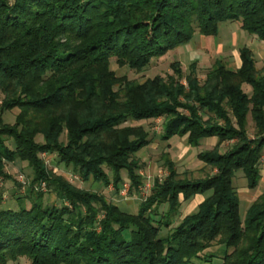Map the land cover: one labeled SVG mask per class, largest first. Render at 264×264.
I'll return each instance as SVG.
<instances>
[{
    "label": "trees",
    "instance_id": "16d2710c",
    "mask_svg": "<svg viewBox=\"0 0 264 264\" xmlns=\"http://www.w3.org/2000/svg\"><path fill=\"white\" fill-rule=\"evenodd\" d=\"M225 20L264 40V0H0V182L12 177L7 161L26 160L33 169L18 205L0 203V264L21 256L31 264H264V191L242 216L234 185L238 169L251 189L262 176L264 63L259 68L244 45L238 67L217 58L204 78L198 60L188 71L173 60V73L144 81L111 67L115 57L141 70L196 32L217 35ZM15 107V122H5ZM159 116L163 139L186 136L199 146L216 136L197 153L216 170L182 175L167 156L168 175L136 212L73 184L42 156L55 153L83 180L112 183L118 192L126 170L136 191L143 180L135 154L152 139L143 125L124 123ZM225 140L235 142L221 151ZM43 181L60 203L44 201ZM198 194L197 209L174 224L182 202Z\"/></svg>",
    "mask_w": 264,
    "mask_h": 264
},
{
    "label": "rangeland",
    "instance_id": "374dc122",
    "mask_svg": "<svg viewBox=\"0 0 264 264\" xmlns=\"http://www.w3.org/2000/svg\"><path fill=\"white\" fill-rule=\"evenodd\" d=\"M244 45H248L253 49L256 64L260 68L264 63V40L260 39L256 34L243 29L239 21L233 20L221 21L219 23V32L217 35H204L200 32H196L188 43L182 44L173 50H169L164 55L154 57L151 62L141 70H137L128 65L120 66L117 64L115 57L111 58V67L118 75L125 74L129 78L144 81L148 77H153L156 74L167 77L168 74L173 73L174 70L171 67V62L173 60L178 59L182 63L185 71H188L190 62L198 60V74L200 78H204L206 71L213 65L217 58H222L231 67H238L241 63L239 49ZM184 82L186 81L184 80ZM244 89L248 92L251 91V87L246 83H244ZM2 98L3 94L0 92V104ZM18 112V107L5 111L3 120L7 123H14ZM164 119L163 116H159L149 119L129 120L124 123L143 125L144 128L149 131L152 139L150 144L143 146L135 154V157L138 158L141 166L139 168V173L142 175V180H144L147 175L150 176L153 184L157 178L160 181L163 180L169 173L165 161L167 156L173 160L176 168L182 175L186 174L197 178L215 172L216 169L211 165H206L201 159H199L197 153L201 149L212 148L217 143L218 138L216 136L210 138L205 137L202 139L199 146L189 145L186 136L174 135L170 139H163L161 134L163 132ZM247 127L249 135L253 137L255 134V125L250 114ZM61 138L66 140L65 132L62 134ZM8 139V143L12 146L13 139ZM38 139L42 140V137L38 136ZM234 142V140L223 141L219 146L220 150L225 151L229 149ZM42 156L49 169L64 175L75 185L103 192L109 199L119 204L123 209L136 212L139 203L146 199L142 198V195L138 193L137 190L132 192L129 190L127 195H122L120 192L116 191V188L112 183L105 185L103 182H95L92 179L83 180L81 175L71 167L58 162L55 153L42 152ZM5 169L12 177L2 180L0 187L2 190V201L0 203L6 205L10 204L15 207L18 205L17 196L24 195L30 186L33 177V169L26 160L21 159H17L13 162L7 161ZM21 173L24 174L26 182L19 179V174ZM122 173L125 181L130 182L127 176V171L123 170ZM261 173L262 176L258 187L251 189L248 186L247 178L244 175L243 170L238 169L235 171L234 185L240 196V210L242 216L245 215L250 203L264 191L263 163L261 164ZM38 188L44 191L43 199L45 202H61V199L56 192L49 189L47 185L43 188L40 184ZM203 198L204 195L198 194L192 200L183 201L174 224H177L184 214L196 210L198 203ZM27 202H29V199H27ZM165 208L166 205L162 204L161 210H164ZM167 230V227H162L161 234H164ZM216 247H218V244L212 246V248ZM219 260H221V258H215L214 261ZM6 264H31V260L27 256H21L17 260L8 261Z\"/></svg>",
    "mask_w": 264,
    "mask_h": 264
},
{
    "label": "built area",
    "instance_id": "2783aa9c",
    "mask_svg": "<svg viewBox=\"0 0 264 264\" xmlns=\"http://www.w3.org/2000/svg\"><path fill=\"white\" fill-rule=\"evenodd\" d=\"M75 176H76V175H75ZM24 177H25V176H24L23 173L19 174V179H20L21 181H23V182H26ZM1 183H2V182H0V184H1ZM45 185H46V183L43 181V182L41 183V187L44 188ZM130 186H131V185H130V182H129V181H124L120 193H121L122 195H127V194L129 193ZM152 186H153V182H152L150 176L147 175V176H145V178H144L142 184L138 187L137 191H138V193H140V194L142 195V198H146L147 195H148V193H149V191L151 190Z\"/></svg>",
    "mask_w": 264,
    "mask_h": 264
},
{
    "label": "crops",
    "instance_id": "0c3cea01",
    "mask_svg": "<svg viewBox=\"0 0 264 264\" xmlns=\"http://www.w3.org/2000/svg\"><path fill=\"white\" fill-rule=\"evenodd\" d=\"M210 137H214V136H210ZM210 137H208V138H210Z\"/></svg>",
    "mask_w": 264,
    "mask_h": 264
}]
</instances>
